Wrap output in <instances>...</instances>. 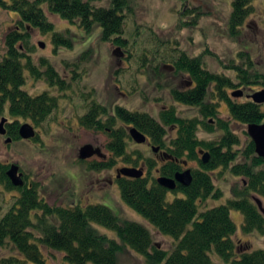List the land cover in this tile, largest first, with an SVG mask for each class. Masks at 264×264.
I'll list each match as a JSON object with an SVG mask.
<instances>
[{
  "label": "trees",
  "instance_id": "trees-1",
  "mask_svg": "<svg viewBox=\"0 0 264 264\" xmlns=\"http://www.w3.org/2000/svg\"><path fill=\"white\" fill-rule=\"evenodd\" d=\"M103 1L108 5H94ZM253 1L233 0L229 18L232 36L239 33L253 13ZM0 5L19 16L14 30L5 37L7 53L0 61V115L7 113L12 118L6 129L8 137L16 142L21 140L19 120L40 127L58 107L57 97L49 92L32 96L24 90L26 74L34 80H45L50 88L64 91L69 87L66 79L47 60L42 59L36 64L24 53L30 31L51 34L55 50L59 47L72 49L73 41L56 31L48 12L78 25L87 33L98 26L102 41L123 46L126 44L123 38L125 20L132 10L128 0H0ZM188 11L189 8H185L182 16ZM21 43L20 47L18 44ZM173 65L176 73L189 76L193 86L185 90L174 88L170 94L175 103L197 108L199 117L183 119L174 109H166L157 120L147 113L132 112L119 106L110 112L93 102L79 119L85 129L102 131L109 137L106 148L113 158L90 164L91 171L111 169L119 158L128 167L138 166L141 156L134 161L127 149L131 140L127 131L132 127L147 135L170 157L157 168V177L174 178L185 162L197 164L191 170L190 185L176 184L171 191L158 185L157 177L151 176L152 170H156V162L151 158L146 160L148 171L145 176L115 179L123 203L157 232L172 237L175 241L173 249L168 252L156 246L144 226L122 222L103 205L50 206L26 177L22 187L13 186L6 174L10 166L0 164V184L19 194L13 207L0 220V248L10 251L0 259V264H49L46 251L61 254L63 264H118V254L128 249L142 255L146 264H215L212 253L224 264H264V249L251 251L248 245L235 243L233 237L237 228L230 216L232 210L241 213L244 235H264V216L253 201L255 197L264 201V160L256 155L251 140L240 148L238 135L229 128L230 121L238 125L264 123V105L251 100L240 102L228 93L237 86L264 90V73L252 72V61L247 64L250 69L233 64L230 70L235 71L238 79L235 84L230 78L205 69L200 57L191 58L182 53ZM215 101L226 104L230 121L219 118ZM118 124L121 125L119 128ZM215 126L224 132L220 138L198 139L200 128L211 133ZM166 127L176 131L168 144ZM37 138L38 135L32 140L36 142ZM200 151L209 154L207 163H202ZM216 170L244 180L242 185L233 188L225 204L200 211L201 204L207 199L222 196L213 182L212 175ZM168 193L175 196L172 201L167 200ZM96 226L115 232L117 240L100 234Z\"/></svg>",
  "mask_w": 264,
  "mask_h": 264
},
{
  "label": "rangeland",
  "instance_id": "rangeland-1",
  "mask_svg": "<svg viewBox=\"0 0 264 264\" xmlns=\"http://www.w3.org/2000/svg\"><path fill=\"white\" fill-rule=\"evenodd\" d=\"M128 1L132 12L125 20L123 38L126 44L123 46L102 41L98 26L87 33L78 25H72L48 12L47 16L56 31L73 41L72 49L59 47L55 50L51 34L30 31L24 53L36 64L42 59L47 60L66 79L69 87L64 91L50 88L45 80H34L26 74L24 90L32 96L49 92L57 97L58 107L40 127H35L38 134L36 142L20 140L6 144V137L0 135V164H16L23 178L36 185L40 198L48 205H103L122 222L131 221L144 226L150 232L153 243L170 252L175 246L174 239L157 232L121 200L115 179L120 169L128 167L122 159H116L111 169L102 171L89 169L90 164L103 161L102 158L94 156L86 161L78 159V151L84 145L101 149L106 161L113 158L106 148L108 135L102 131L85 129L79 124V119L93 102L103 105L110 112L119 106L132 112L147 113L157 120L161 111L166 109H174L176 115L183 119L199 117L197 108L177 104L171 97L172 89H185L190 82L187 74L175 72V59L182 53L191 58L200 57L205 69L230 78L235 84L238 79L235 71L230 70L233 64L250 69L251 66L247 64L252 61L251 71L264 73V0L253 1V13L235 36L229 31L233 0ZM94 5L107 6L108 3L103 1ZM185 8H189V11L182 16ZM18 20L17 13L0 5V61L7 53L5 37L14 30ZM40 43L44 44V48L39 46ZM18 45L21 47L23 43ZM236 90L244 93L243 97L235 98L240 102L248 101L245 95L260 91L256 87L237 86L229 93ZM215 103L219 118L230 121L226 105L220 101ZM3 118L12 120L7 113L0 115V121ZM19 122L34 126L30 121ZM120 126L118 124L117 128ZM229 128L238 135L240 148L251 140L247 134L248 125L230 121ZM166 130L168 144L176 136V131L169 127ZM223 134L215 126L211 133L200 128L197 137L212 141ZM127 149L134 161L141 156L138 166L134 168L143 170L144 176L148 171L147 159L155 160L156 170L164 164V160L152 152L147 143L137 144L130 140ZM196 167V163L189 162L183 170ZM156 170H152L151 176L157 177ZM212 177L222 196L219 199H207L201 204L200 211L225 204L233 188L242 185L244 180L227 172L221 173L220 170H216ZM18 196L16 191L7 190L0 184V220L13 207ZM174 197L168 193L167 200L172 201ZM262 203L264 206L263 200ZM230 216L237 228L233 237L236 244H243L244 247L248 245L251 251L264 249L263 234L244 235L241 232V213L232 210ZM96 228L100 234L117 240L115 232L101 226ZM9 254L8 249L0 248V259ZM44 254L49 264H63L61 254L47 251ZM211 257L215 264H224L215 253ZM118 264H146V261L142 255L128 249L118 254Z\"/></svg>",
  "mask_w": 264,
  "mask_h": 264
},
{
  "label": "water",
  "instance_id": "water-1",
  "mask_svg": "<svg viewBox=\"0 0 264 264\" xmlns=\"http://www.w3.org/2000/svg\"><path fill=\"white\" fill-rule=\"evenodd\" d=\"M39 46L41 48H44L43 43H40ZM242 95V91H237L232 94V97L239 98ZM249 98L255 104H264V90L255 92L254 94L250 95ZM6 122L7 120L5 118L0 121V135L2 136H5L7 134V131L5 129ZM18 133L19 137L22 140H32L36 137V131L34 130V127L29 123L21 124ZM247 134L255 145L256 155L264 160V123L248 125ZM129 135L131 139L137 144H143L146 141V136L134 127L129 129ZM11 142V138H6V144H10ZM154 151H157V149H155ZM200 154L202 155V162L207 163L209 160V155L202 152H200ZM94 156L105 159V156L102 154L101 149L94 148L92 145H84L78 151V159L81 161H86ZM6 174L13 186L22 187L24 185L23 175L19 172V167L16 164H12ZM121 176L131 179H139L143 176V171L136 168L126 167L118 171L117 178ZM156 181L158 185L171 191L175 189L176 184H180L182 186L190 185L192 181V175L190 170H185L182 172H177L174 178L159 177L156 179ZM253 201L257 205L260 213L264 216V206L262 201L258 198H254Z\"/></svg>",
  "mask_w": 264,
  "mask_h": 264
},
{
  "label": "flooded vegetation",
  "instance_id": "flooded-vegetation-1",
  "mask_svg": "<svg viewBox=\"0 0 264 264\" xmlns=\"http://www.w3.org/2000/svg\"><path fill=\"white\" fill-rule=\"evenodd\" d=\"M190 80V79H189ZM191 86H193V82L190 80V82L188 83V87L187 88H185V89H188V88H190ZM176 89H179V88H176ZM185 89H180V90H185ZM234 89V88H233ZM230 90H232V89H230ZM237 91H240V90H236V91H233V92H231V93H229V90H228V93L231 95V98H235V97H232V94L234 93V92H237ZM243 95H244V93H243ZM243 95L241 96V97H243ZM249 96L250 95H245V97L248 99V100H251L250 98H249ZM172 97V96H171ZM241 97H239V98H241ZM173 99V98H172ZM252 101V100H251ZM175 102V101H174ZM253 102V101H252ZM225 104V103H224ZM226 105V104H225ZM227 107V106H226ZM7 120V119H6ZM8 121V120H7ZM6 124H7V122H6ZM6 124H5V129H6ZM31 125V124H30ZM34 127V126H33ZM34 130L36 131V129H35V127H34ZM6 131H7V129H6ZM128 133H129V130H128ZM38 134H37V131H36V136H37ZM145 135V134H144ZM130 136V135H129ZM146 136V141H145V143H147V144H149L150 145V147H151V150H152V152H154V153H157L161 158H162V160H164V162L167 160V158H168V154H167V152L165 151V150H162L159 146H156V145H154L152 142H151V140H150V138L147 136V135H145ZM5 137L6 138H8V134H6L5 135ZM10 138V137H9ZM131 138V137H130ZM132 140V139H131ZM144 144V143H143ZM155 149H157V151H154ZM200 152H202V153H205V152H203V151H200ZM208 154V153H207ZM209 155V154H208ZM106 158V157H105ZM201 158H202V155H201ZM104 160V159H103ZM201 161H202V159H201ZM203 163V162H202ZM188 163H186L185 162V164H184V167L187 165ZM131 168H134V167H131ZM185 170H190L191 171V169H185ZM185 170H183L182 169V171H185ZM143 171V170H142ZM182 171H180V172H182ZM156 173H158V171L156 170ZM23 175V174H22ZM143 175H144V172H143ZM143 177V176H142ZM160 176H158L157 178H159ZM116 178H117V176H116ZM23 180H24V178H23Z\"/></svg>",
  "mask_w": 264,
  "mask_h": 264
}]
</instances>
